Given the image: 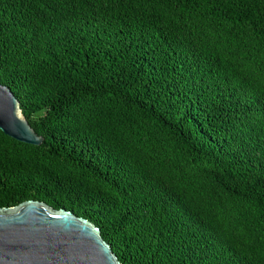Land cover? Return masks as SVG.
Segmentation results:
<instances>
[{
	"label": "trees",
	"instance_id": "16d2710c",
	"mask_svg": "<svg viewBox=\"0 0 264 264\" xmlns=\"http://www.w3.org/2000/svg\"><path fill=\"white\" fill-rule=\"evenodd\" d=\"M0 207L100 228L122 264H264V0H0Z\"/></svg>",
	"mask_w": 264,
	"mask_h": 264
},
{
	"label": "water",
	"instance_id": "95a60500",
	"mask_svg": "<svg viewBox=\"0 0 264 264\" xmlns=\"http://www.w3.org/2000/svg\"><path fill=\"white\" fill-rule=\"evenodd\" d=\"M0 130L24 143L40 145L21 114L19 101L0 84ZM0 264H122L100 228L66 209L38 200L0 207Z\"/></svg>",
	"mask_w": 264,
	"mask_h": 264
}]
</instances>
